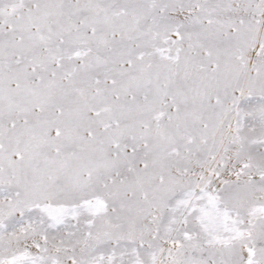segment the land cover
Instances as JSON below:
<instances>
[{
    "label": "snow or ice",
    "instance_id": "obj_1",
    "mask_svg": "<svg viewBox=\"0 0 264 264\" xmlns=\"http://www.w3.org/2000/svg\"><path fill=\"white\" fill-rule=\"evenodd\" d=\"M0 264H264V0H0Z\"/></svg>",
    "mask_w": 264,
    "mask_h": 264
}]
</instances>
